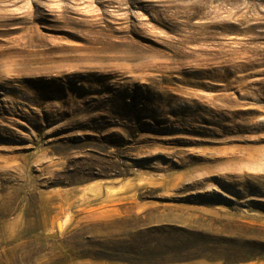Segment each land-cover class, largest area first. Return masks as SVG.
I'll return each instance as SVG.
<instances>
[{"label":"rangeland","instance_id":"obj_1","mask_svg":"<svg viewBox=\"0 0 264 264\" xmlns=\"http://www.w3.org/2000/svg\"><path fill=\"white\" fill-rule=\"evenodd\" d=\"M0 264H264V0H0Z\"/></svg>","mask_w":264,"mask_h":264},{"label":"trees","instance_id":"obj_2","mask_svg":"<svg viewBox=\"0 0 264 264\" xmlns=\"http://www.w3.org/2000/svg\"><path fill=\"white\" fill-rule=\"evenodd\" d=\"M161 259L165 260V258H161Z\"/></svg>","mask_w":264,"mask_h":264},{"label":"bare ground","instance_id":"obj_3","mask_svg":"<svg viewBox=\"0 0 264 264\" xmlns=\"http://www.w3.org/2000/svg\"><path fill=\"white\" fill-rule=\"evenodd\" d=\"M95 26V25H94ZM97 27V26H96ZM106 39V38H105Z\"/></svg>","mask_w":264,"mask_h":264}]
</instances>
